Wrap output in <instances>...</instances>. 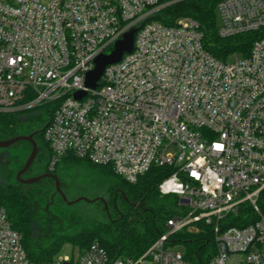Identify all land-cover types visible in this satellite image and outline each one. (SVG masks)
<instances>
[{"label":"built area","instance_id":"built-area-1","mask_svg":"<svg viewBox=\"0 0 264 264\" xmlns=\"http://www.w3.org/2000/svg\"><path fill=\"white\" fill-rule=\"evenodd\" d=\"M160 0H0V113L49 111V172L71 154L134 182L152 166L180 210L138 257L110 258L98 241L72 256L35 263L0 206V264H191L171 236L211 228L208 264H264V37L223 61L202 45L190 16L154 18ZM217 32L264 29V0H219ZM133 47L85 84L94 58L129 29ZM76 92H84L79 97ZM219 145V147H217ZM248 203L256 219L223 226Z\"/></svg>","mask_w":264,"mask_h":264},{"label":"trees","instance_id":"trees-1","mask_svg":"<svg viewBox=\"0 0 264 264\" xmlns=\"http://www.w3.org/2000/svg\"><path fill=\"white\" fill-rule=\"evenodd\" d=\"M160 1L165 5L154 18L166 25H173L180 16L192 17L202 34L203 47L217 59L225 61L235 52L246 56L252 43L264 37V29L228 37L219 36L215 12L219 0ZM46 112L49 117V111ZM17 117L16 113H0V131L13 129ZM41 134L43 136V130ZM45 144L47 145L46 142ZM61 161L66 165L82 164L108 181L103 197L84 200L86 203L95 204L94 209L100 210L103 218L86 219L64 229L40 235L34 227L31 197L22 189L20 183H1L0 206L6 210L12 227L21 234L27 257L35 263L52 260L64 244L77 246L82 251L93 241H98L110 258H136L166 230L167 219L179 213L178 196L163 195L158 189L160 181L170 174L169 167L152 166L136 181L128 182L110 166L97 165L71 154L63 156ZM45 170L49 171L47 166ZM54 171L55 168L51 172ZM257 203L264 214V190L259 193ZM255 219L256 214L252 207L244 202L236 214L226 216L223 226H245ZM171 240L183 245V257L191 264H208L215 252L211 228L202 223H199L197 231L178 232L171 236Z\"/></svg>","mask_w":264,"mask_h":264},{"label":"rangeland","instance_id":"rangeland-1","mask_svg":"<svg viewBox=\"0 0 264 264\" xmlns=\"http://www.w3.org/2000/svg\"><path fill=\"white\" fill-rule=\"evenodd\" d=\"M18 120L13 129L0 131V137L33 133L37 152L28 170L20 177L27 179L41 174L49 162V150L41 134L48 121V114L43 107L16 113ZM31 150V143L19 140L9 146L0 147V184L19 183L17 173L24 165ZM54 175L59 179V187L64 195L57 192L54 179L42 177L34 183H23L22 189L31 197L30 206L35 230L40 234L52 233L58 229L86 219H102L95 204L83 199L68 203L71 199L85 197H103L108 181L92 173L82 164L66 165L61 160L55 166ZM78 252L77 246L64 244L58 256H72Z\"/></svg>","mask_w":264,"mask_h":264},{"label":"water","instance_id":"water-1","mask_svg":"<svg viewBox=\"0 0 264 264\" xmlns=\"http://www.w3.org/2000/svg\"><path fill=\"white\" fill-rule=\"evenodd\" d=\"M136 29H137V27H133V28L129 29L127 32H125L123 37L118 39L114 43V47L109 53H100L94 58V64H95L94 68L86 73V77H85L86 86L91 87V88L96 87L97 81L101 77L105 66L110 64V63L118 62L124 53L130 52L132 50L134 33H135ZM83 93L84 92H76L74 95L79 97ZM19 140L29 141L31 143V150H30V153H29L24 165L22 166V168L17 173V180L20 183H34V182L40 180L42 177H50V178L54 179V185H55L57 192H59L63 196V198H65L64 195L62 194L61 190H60V187H59V179L54 174L42 173L38 176L27 178V179H22L20 177V175L23 172H25L26 170L29 169V167L31 166V163H32V161L36 155V152H37V144L33 139V133L28 134V135H17V136L11 137V138L6 139V140H0V147L9 146V145H11V144H13ZM81 199L86 200V201L89 200L88 198L80 197V198L75 199L74 201H69L68 203L77 202ZM64 264H67V263H64Z\"/></svg>","mask_w":264,"mask_h":264},{"label":"flooded vegetation","instance_id":"flooded-vegetation-1","mask_svg":"<svg viewBox=\"0 0 264 264\" xmlns=\"http://www.w3.org/2000/svg\"><path fill=\"white\" fill-rule=\"evenodd\" d=\"M24 135H28V134H24ZM17 136V135H16ZM11 137H14V136H9V137H5V138H2V137H0V140H6V139H9V138H11ZM42 173H50V174H53L52 172H49V171H46L45 169L41 172V174ZM20 183V182H19ZM21 184V186H22V184L23 183H20ZM91 199V198H90ZM90 199L89 200H87V201H90ZM72 200V199H71ZM86 201V200H85Z\"/></svg>","mask_w":264,"mask_h":264},{"label":"snow or ice","instance_id":"snow-or-ice-1","mask_svg":"<svg viewBox=\"0 0 264 264\" xmlns=\"http://www.w3.org/2000/svg\"><path fill=\"white\" fill-rule=\"evenodd\" d=\"M217 147H219V145Z\"/></svg>","mask_w":264,"mask_h":264}]
</instances>
